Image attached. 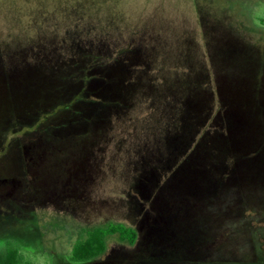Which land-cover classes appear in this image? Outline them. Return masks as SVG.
<instances>
[{"label": "rangeland", "instance_id": "1", "mask_svg": "<svg viewBox=\"0 0 264 264\" xmlns=\"http://www.w3.org/2000/svg\"><path fill=\"white\" fill-rule=\"evenodd\" d=\"M28 168L23 264L107 223L137 239L96 261L264 262V0H0V178Z\"/></svg>", "mask_w": 264, "mask_h": 264}, {"label": "trees", "instance_id": "2", "mask_svg": "<svg viewBox=\"0 0 264 264\" xmlns=\"http://www.w3.org/2000/svg\"><path fill=\"white\" fill-rule=\"evenodd\" d=\"M98 60L100 59L95 58L92 62V73L98 70V66L96 67ZM111 236H117L120 242L132 246L136 241L137 234L135 229L119 223H107L103 226L93 227L84 234L78 236L72 248L70 261L86 262L97 259L104 253L106 247L105 241ZM21 263V256L13 246L0 250V264Z\"/></svg>", "mask_w": 264, "mask_h": 264}, {"label": "flooded vegetation", "instance_id": "3", "mask_svg": "<svg viewBox=\"0 0 264 264\" xmlns=\"http://www.w3.org/2000/svg\"><path fill=\"white\" fill-rule=\"evenodd\" d=\"M33 149H35V147H33ZM40 153H36V157H37V162H35L36 166H38V168L41 167V164L43 162V158L41 156V154L46 155L45 151L42 150V147L39 148ZM34 151V150H33ZM29 161L32 162L33 161V157L29 158ZM29 170V168H28ZM29 175L31 176L30 180H17V179H7V178H0V211L2 209V207H4V205H6L4 208H10L11 203L16 201V199L18 198V196L21 194V189L23 188V185L26 184L31 187L30 190H32L35 193H39L41 190V184H39L40 182L37 180V176L39 173V170H36V173H32L30 170L28 171ZM33 174V175H32ZM29 189V188H28ZM136 231V230H135ZM137 234V232H136ZM6 238L10 241V242H3L2 244H0V250L1 249H5L9 246H13V248H15L17 250V252L19 254H21V252L23 251H29L27 249L32 250L37 256L41 255L40 257L42 258V255H45L44 250L41 246L40 243L36 242V241H32L31 243H26L23 241L22 238L19 239H14L12 237H6L3 235V239L2 240H6ZM137 239V237H136ZM19 240V241H18ZM25 246V247H24ZM260 246V245H259ZM27 248L25 250H22L23 248ZM262 250V252H264V242L262 247H260ZM51 258H50V263L49 264H63V262H59L58 257H56L53 254L47 253ZM66 263H70V264H118L114 261H96V259L94 260H89L86 262H64V264ZM122 262H120L119 264H121ZM23 264V263H21ZM254 264H264V262H262L261 260H256L254 262Z\"/></svg>", "mask_w": 264, "mask_h": 264}]
</instances>
